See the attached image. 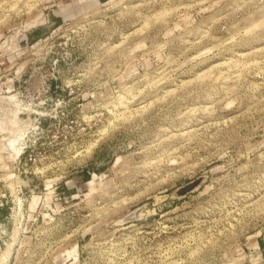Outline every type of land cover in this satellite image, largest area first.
<instances>
[{
    "label": "rangeland",
    "instance_id": "rangeland-1",
    "mask_svg": "<svg viewBox=\"0 0 264 264\" xmlns=\"http://www.w3.org/2000/svg\"><path fill=\"white\" fill-rule=\"evenodd\" d=\"M0 264H264V0H0Z\"/></svg>",
    "mask_w": 264,
    "mask_h": 264
},
{
    "label": "water",
    "instance_id": "water-1",
    "mask_svg": "<svg viewBox=\"0 0 264 264\" xmlns=\"http://www.w3.org/2000/svg\"><path fill=\"white\" fill-rule=\"evenodd\" d=\"M201 182V178H195L190 182H187L186 184H184L183 186H179L178 188H176L174 195L175 196H184L185 194L193 191L195 188H197L199 186ZM133 216H129V218H132Z\"/></svg>",
    "mask_w": 264,
    "mask_h": 264
},
{
    "label": "crops",
    "instance_id": "crops-1",
    "mask_svg": "<svg viewBox=\"0 0 264 264\" xmlns=\"http://www.w3.org/2000/svg\"><path fill=\"white\" fill-rule=\"evenodd\" d=\"M108 0H97V2L98 3H101V4H103V3H106Z\"/></svg>",
    "mask_w": 264,
    "mask_h": 264
}]
</instances>
